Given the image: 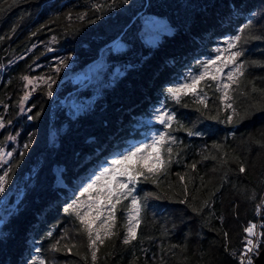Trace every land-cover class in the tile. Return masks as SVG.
<instances>
[{
  "label": "trees",
  "instance_id": "16d2710c",
  "mask_svg": "<svg viewBox=\"0 0 264 264\" xmlns=\"http://www.w3.org/2000/svg\"><path fill=\"white\" fill-rule=\"evenodd\" d=\"M141 15L163 19L170 32L144 43ZM237 35L233 49L242 53L243 74L228 89L229 99H221L218 79L202 81L197 94L179 102L171 97L168 89L196 74L220 39ZM114 41L124 47L108 53V68L124 66L123 72L76 118L55 113L54 122L67 127L59 145L48 146L49 93L62 98L74 88L64 64L80 72ZM24 77L39 81L28 102L30 121L16 111ZM0 104V139L18 124L28 135L7 174L23 191L2 225L0 264H20L23 250L44 264H238L244 228L264 199V0H0ZM161 107L174 117L170 127L156 119ZM149 131L168 138L165 166L130 185L141 203L137 238L124 243L130 196L109 221L113 234H101L104 242L93 247L60 202H67L66 190L63 197L51 189L52 166H64L68 183L90 179ZM30 167L34 173L25 176Z\"/></svg>",
  "mask_w": 264,
  "mask_h": 264
},
{
  "label": "rangeland",
  "instance_id": "374dc122",
  "mask_svg": "<svg viewBox=\"0 0 264 264\" xmlns=\"http://www.w3.org/2000/svg\"><path fill=\"white\" fill-rule=\"evenodd\" d=\"M140 30H139V36L141 40L146 44H155L161 39V36L165 33L170 32V28L168 24L160 18H156L154 16H148V15H141L140 16ZM231 37H224L223 39H220V43L215 45L213 54L209 56H203L201 58L200 62V69L195 74H189V78L180 79V82L177 83L174 87H177L181 84H184L186 82H190L191 78L195 75H198L203 70V64L207 62L209 59H214L216 55H218L221 51L227 49V42L231 40ZM124 47V44L120 41H114L111 44L110 49L108 47L104 48L101 53L94 58L91 62H89L80 72H73L69 69L71 66L70 62H66L64 64V67L66 68V74L65 78L70 79L71 83L74 85V88L71 92L66 94L64 97L59 98L58 96H55L54 93H52V96L49 95L50 98V105L56 101H61V106L58 109V113H65V111L72 113V115L68 118L73 119L79 116L80 114L84 113L91 107L92 101L95 99V97L98 95L99 91L103 87H107L113 83V81L116 79V77L123 72L124 66H119L112 64V66L109 67V61L107 59L108 53L113 52L117 53L121 51ZM230 51H235V49H231ZM229 52H224V55H229ZM220 62H217L219 64ZM239 64L238 62H236ZM234 65H230L228 68H224L223 74L217 73V77L221 86V99L225 101L224 97V83H230L227 81V72L230 71ZM29 80L32 81L31 84L28 83L24 79L23 84L25 91L20 96L19 101L17 102L16 111L19 115H27L29 111L31 110V107L29 106V103L25 104L22 102V98L24 96H27L28 102L31 96V90H33L36 86H38L39 81L35 79L34 77H28ZM49 109V108H48ZM48 111V110H47ZM56 112V114H57ZM161 113H165L164 109L161 107L156 112L155 116L157 117ZM57 116L54 115L52 120L47 119L46 124V141L48 146L55 148L59 145V137L60 134H63L66 130L65 124H56L55 118ZM27 120L30 121L29 115L26 116ZM48 118V117H47ZM19 123V122H17ZM0 132H2V129L4 128V122L2 120V114H0ZM23 125L18 124L17 127L12 129V133L10 134H2V140L0 139V177H3V180H0V198L3 197L4 200L2 204L0 205V236H3L6 234L5 229L3 228V223L6 222V220L17 211L19 208V195L23 191V185L22 183H18L20 180H17L16 178H10V182L7 180V174L9 173V167L11 165L12 158H15L18 155H22L24 153V148L27 146L28 141V135L25 136L22 132ZM24 135L23 137H21ZM157 134H155L153 131H149L146 140L144 142H138L134 144L130 149H124L123 153H126L127 151L131 150L133 147L139 146L141 143H149L151 139ZM11 153V155H8ZM17 154V155H15ZM121 154V155H122ZM118 158V157H114ZM111 158L109 163L104 164L101 166V169L99 173L94 175L92 178H85L81 182L80 178L70 180L69 183L65 180L64 177V166L61 164H54L52 166V173H53V182L51 183V189L58 192L59 195L61 194V190H66L67 194L65 195L66 198H68L67 202L64 203V201H60L64 207H69L73 202L77 201L78 199H84L87 200V194L84 197H81V192L85 187H87L91 182L94 181L95 177L99 175L102 170L105 167H111V160L114 159ZM80 162L77 163V166H80ZM31 169V170H30ZM77 169V167H76ZM29 172H27V175L33 174L35 169L33 167L29 168ZM26 178V177H25ZM19 179V178H18ZM26 183H30L32 181V177L29 176L26 180ZM59 190V191H58ZM92 195H95L93 193ZM64 197V195H63ZM61 199V198H60ZM86 210V209H85ZM83 211V210H82ZM130 214H134L133 210H131ZM108 216V212H104L103 215L99 220L95 222L93 225V229L96 235V231H99L100 235L105 232L106 225H103V220ZM27 243L25 242V245ZM26 247L30 248L31 244L28 243ZM27 254H26V253ZM30 253V255H28ZM22 258L20 260H17L20 264H25L32 262V264H40L41 257L40 255H37L34 253V251H24L21 254Z\"/></svg>",
  "mask_w": 264,
  "mask_h": 264
},
{
  "label": "snow or ice",
  "instance_id": "6c2138e0",
  "mask_svg": "<svg viewBox=\"0 0 264 264\" xmlns=\"http://www.w3.org/2000/svg\"><path fill=\"white\" fill-rule=\"evenodd\" d=\"M240 39L241 37L237 35L229 40L227 42V49L221 51L214 59H209L205 62L203 64V70L198 75L193 76L190 82L169 88L168 92L171 97L179 102L181 95H188L189 93L197 94V89L202 81L206 79L217 81V73L223 74L224 68L234 65L226 74L227 81L230 83L223 84L225 90L223 98L225 100L229 99L228 89L231 88V84L237 83L238 77L243 74V66L236 63L242 53L240 51H230L236 47V42ZM224 52H229L230 54L225 56ZM217 62L220 63L217 64ZM24 79L28 81L29 84L32 83L28 77H24ZM217 89L219 90V84L217 85ZM50 94L51 93H49V95ZM24 99H27V96H25ZM200 103H204L203 98H201ZM226 106L228 108L232 107L230 103ZM156 119L159 123L164 124L165 127H170L174 117L171 114L161 113ZM228 120L231 121L232 116H229ZM192 134L193 133L190 131L189 135ZM167 139L164 133H159L155 135L149 143H141L139 146L133 147L118 158L112 159L110 162L111 167H105L102 172L95 177L94 181L81 192V197L87 194V200L78 199L65 209L66 213L74 214L80 221L81 225L88 233L91 246L94 247L97 241L100 243L104 242L99 231H96L95 239L92 238V233L94 231L93 225L101 218L103 213L105 211L108 212V216L103 220L102 225L107 226L104 235L110 236L113 234L110 231L113 224L109 223V221H114L115 219L114 210L117 204H120L122 199H127L132 196L133 189L130 185L134 184L138 177L144 176L145 172L154 174L160 172L164 168L165 161L161 157V151ZM167 151L170 153L172 149L168 148ZM0 155H2V153H0ZM8 155H11V153ZM240 171H245L243 166L240 167ZM181 179L183 178L181 177ZM0 180H3V177H0ZM0 190H2V188H0ZM93 193H95V195H92ZM131 208L134 214H130L128 218L127 237L124 240L125 244L137 238L136 228L140 224L139 213L141 203L134 196H132ZM253 231L254 226H249L245 229V232L249 235H252ZM58 243L59 241H57V244ZM247 243L251 245V247L247 248V252L254 251L256 245L253 241L249 239ZM56 250L58 249L54 245L53 251ZM92 259L93 261L96 259L95 251L92 252ZM40 264H44V261L40 260ZM247 264H252L251 259L247 260Z\"/></svg>",
  "mask_w": 264,
  "mask_h": 264
},
{
  "label": "built area",
  "instance_id": "2783aa9c",
  "mask_svg": "<svg viewBox=\"0 0 264 264\" xmlns=\"http://www.w3.org/2000/svg\"><path fill=\"white\" fill-rule=\"evenodd\" d=\"M253 215H254L253 218L246 223V226L244 228V243L239 256L238 264H242V261L243 264H247L248 259H251L253 264L257 253L264 246V231L262 230V223L264 219L263 194L255 206ZM249 226H254V231L252 235H249L247 232H245V229L248 228ZM249 239H251L253 243L256 245L255 250L252 252H247V248L251 247V245H248L247 243Z\"/></svg>",
  "mask_w": 264,
  "mask_h": 264
},
{
  "label": "water",
  "instance_id": "95a60500",
  "mask_svg": "<svg viewBox=\"0 0 264 264\" xmlns=\"http://www.w3.org/2000/svg\"><path fill=\"white\" fill-rule=\"evenodd\" d=\"M24 97L22 98V102L27 104L28 103V98L24 99ZM60 106H61V101H56V102L51 104V106L49 107V109L47 111L48 120H52L53 119L55 113L58 111ZM0 108H1V104H0ZM65 115L70 117L72 115V113L65 111ZM3 200H4V198L1 197L0 198V205L2 204ZM0 224H1V221H0ZM253 264H264V246L257 253Z\"/></svg>",
  "mask_w": 264,
  "mask_h": 264
}]
</instances>
